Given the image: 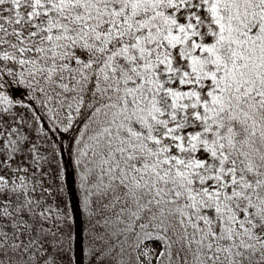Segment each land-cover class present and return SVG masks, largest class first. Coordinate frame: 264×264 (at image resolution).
<instances>
[{
    "label": "snow or ice",
    "instance_id": "6c2138e0",
    "mask_svg": "<svg viewBox=\"0 0 264 264\" xmlns=\"http://www.w3.org/2000/svg\"><path fill=\"white\" fill-rule=\"evenodd\" d=\"M0 264H264V0H0Z\"/></svg>",
    "mask_w": 264,
    "mask_h": 264
}]
</instances>
